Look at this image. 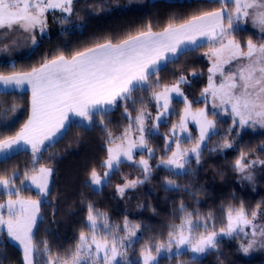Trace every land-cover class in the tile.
Segmentation results:
<instances>
[{"label":"snow or ice","instance_id":"obj_1","mask_svg":"<svg viewBox=\"0 0 264 264\" xmlns=\"http://www.w3.org/2000/svg\"><path fill=\"white\" fill-rule=\"evenodd\" d=\"M211 3L219 6L201 11L183 23L169 24L163 31L154 32L148 25L146 30L118 44L108 41L76 52L70 59L64 55L51 60L45 58L39 67L29 72L0 75V95L25 85L31 90L27 121L14 135L0 139V162L21 151H30V161L22 173L13 170L11 175H0V195L8 197L0 203V231L6 230L7 236L20 247L22 264H160L161 256L169 264L172 261L184 264L181 259L184 256H188L187 264H197L209 251L218 250L222 237H243L238 249L244 254L264 251V224L258 223L264 217V202L249 210L243 201L238 207L229 205L222 209L226 225L217 231L215 224L209 223L215 220L211 212L204 217L198 211H188L181 200L176 209L181 214L180 222L168 226L165 240L146 243L137 261L129 259L128 251L139 242L141 237L137 233L141 225L130 223L127 216L122 226L110 222L107 214L91 203L87 205L84 223L87 231H80L74 247L63 256L53 255L47 239L36 241L38 224L43 221L41 205L47 203L54 172L53 167L42 162L44 154L63 139L73 125L89 129L98 125L105 133L106 158L99 164L104 171L101 173L93 167L89 174L88 184L95 191L106 187L122 164L139 169L140 175L135 179L121 174L123 183L116 185V191L122 197L127 190L150 180L154 168H163L172 176L190 175L193 160L199 165L207 142L212 136L221 135L217 128L219 120L215 119L221 113L230 116L232 123L221 135L223 143L208 149L209 152L232 148L234 139L229 136L234 129L246 126L264 129V42L256 43L249 38L242 44L235 37L251 20L264 41V0H211ZM73 4L74 0H0V38L7 40L13 34H28L35 45V30L44 33L49 10L70 16L74 12ZM67 22L66 16L60 19L61 24ZM205 43L209 48L204 55L211 61L208 83L201 92L206 106L193 111V102L181 87L188 83L187 77L180 73L175 83L169 85L161 83L159 74L181 55ZM11 46V43H3L0 51H8ZM192 75L197 73L192 72ZM144 93L149 94L147 102ZM209 98L213 119H209ZM174 103L184 105L179 122L173 123L161 137L163 155L153 165L150 161L156 158L157 149L149 146V138L161 136V126L175 114ZM138 104L141 107H137ZM148 104L154 105V116ZM114 109H122L121 117L127 120L119 135L109 128L107 120ZM3 111L6 115L8 111L15 113L17 108L13 104ZM189 122L198 129L196 137L189 130ZM2 126L8 127L9 123L5 121ZM184 141L194 143L190 148H183ZM260 151H264V144ZM52 158L50 155L47 159ZM256 165L264 166V160L249 159L241 152L233 169L242 181L253 182ZM163 186L166 191L183 190L192 197L199 194L168 177ZM33 190L35 199L22 195Z\"/></svg>","mask_w":264,"mask_h":264},{"label":"trees","instance_id":"obj_2","mask_svg":"<svg viewBox=\"0 0 264 264\" xmlns=\"http://www.w3.org/2000/svg\"><path fill=\"white\" fill-rule=\"evenodd\" d=\"M101 4L103 5L96 3V0H74V12L81 15L76 19L78 22L60 29L59 21L53 22L49 18L50 24L54 26H51V32L38 38L37 43L25 55L11 63L0 61V74L27 71L41 64L45 58L50 60L59 55L70 57L76 52L108 41L115 44L146 30L148 25L156 31L166 28L169 24H180L193 15H199L201 11H211L219 6L212 4L211 0H147L142 8L124 9L114 8L112 0L101 1ZM241 32L251 34L246 28ZM255 37L261 38V35ZM203 48L204 46L198 47L195 51L181 55L178 61L168 64L159 74L162 84H173L176 77L183 73L188 79V83L182 85L183 90L195 107L203 105L199 96L208 80V63L203 55ZM192 72L197 75L193 76ZM143 95L147 102L149 94ZM13 104L16 105L17 111L7 112L13 115L7 120L9 126L3 127L2 123L6 121L3 108ZM181 105L174 103L175 114L168 118L166 125L161 126V136L149 138V146L157 149L156 158L150 161L153 165L163 155L164 141L161 137L178 119ZM137 107L141 105L138 104ZM27 109V91L10 90L7 95H0V132H3L0 139L12 136L18 131L26 118ZM148 110L152 114L156 111L153 104H148ZM121 112L122 109H114L107 117L110 121L109 128L115 135H119L127 125V120L122 119ZM209 114L211 115V112ZM215 119L219 120L217 128L223 135L231 122L230 118L218 116ZM221 135L212 136L207 142L199 165L193 160L190 175L172 176L163 168H154L150 180L136 189L127 190L122 197L116 191V185L123 183L121 174L135 179L140 175L139 169L124 163L106 187L95 191L88 184L89 174L93 167L103 172L99 164L106 158L105 133L98 125L90 129L73 125L67 135L44 154L45 159L42 162L53 167L54 172L50 178L51 191L47 203L41 205L40 215L43 221L38 224L36 241L47 239L53 255L63 256L66 250L74 247L80 231H87L84 223L87 205L91 203L95 209L106 213L110 222L122 226L127 216L130 223L141 225L137 233L141 238L128 251L129 259L137 261L138 253L146 243L150 240H165L168 226L180 222L181 214L176 209L181 200L188 206V211H198L204 217L211 212L215 219L219 216L222 218L223 206L238 207L241 201L249 210L255 208L258 203L264 202V171L253 182L241 181L237 178L238 173L234 171L233 164L241 152L249 159L264 160V151H260V146L264 144V129H234L229 136L234 139L232 148L209 152L208 149L223 143ZM50 155L53 158L49 161L47 158ZM30 158V151L12 155L10 159L0 162V175H11L13 170H20L22 173ZM165 177L189 187L190 191H198L199 194L192 197L183 190L166 191L163 186ZM17 185L19 186V181ZM22 195L36 197V192H23ZM6 198V195H0V202ZM243 239L220 238L218 250L209 251L197 264H264V257L242 256L238 244ZM181 259L187 264L188 256ZM0 264H22V252L8 239L5 230L0 231ZM160 264L169 262L161 256ZM171 264L178 262L172 261Z\"/></svg>","mask_w":264,"mask_h":264},{"label":"rangeland","instance_id":"obj_3","mask_svg":"<svg viewBox=\"0 0 264 264\" xmlns=\"http://www.w3.org/2000/svg\"><path fill=\"white\" fill-rule=\"evenodd\" d=\"M101 1H104V0H96V3H98V4H100V5H103V4H101ZM148 1H150V0H148ZM100 2V3H99ZM106 2V1H105ZM147 2V0H112V6L114 7V8H117V9H124V8H142L144 5H145V3ZM99 11V10H98ZM47 19L49 20V18L51 19V21H59V23H60V19L62 18V17H67L68 18V22L67 23H65V24H61L60 23V25H59V28L60 29H62V28H65V27H67V26H69V25H72V24H75L76 22H78V21H76V19L78 20V18L81 16L80 14H78V13H76V12H73V14L72 15H68L67 13H60L59 12V10H57V11H52V12H48L47 14ZM50 16V17H49ZM243 28H246L247 29V31L249 30L250 31V33L251 34H245V33H242L241 31H239V32H237V33H235V37H236V39L237 40H239L240 42H246L247 41V39H249V38H252L253 39V41L254 42H256V43H260V42H264V41H262L261 40V38H256L255 36L257 35V36H259V35H261V33H260V31H259V28H256V27H253V25H252V22H251V20H249L248 22H247V24H245V25H243L242 26ZM161 30V29H160ZM157 31V30H156ZM18 35H22V37L20 38L21 40H23L24 42H23V44H20V45H18V46H15V47H12L11 46V48L13 49V52H18V51H20V49H21V47H23L24 48V50H25V48H26V50L29 48V50L34 46L33 44H32V42H31V39L29 38V36H28V34H19V33H17ZM15 36H16V34H13L12 36H10L9 38H8V42L10 41V40H12V39H14L15 38ZM42 36V34L39 36V37H37L36 36V39H38V38H40ZM27 46V47H26ZM208 48H209V46L205 43L204 44V48H203V55H204V53L205 52H207L208 51ZM3 51H1V53H2ZM0 53V54H1ZM25 55V54H24ZM205 56V55H204ZM205 58H206V61H207V63H208V66H207V79H208V75H209V73H208V68L211 66V61L209 60V58L207 57V56H205ZM1 62H5V61H1ZM235 65V62H233V66ZM229 66L228 65H226L225 66V68L227 69ZM2 75V74H1ZM218 77H217V82H218ZM207 83H208V80H207ZM169 85H171V84H169ZM207 86V84L202 88V90L205 88ZM182 87V89H183V86H181ZM9 91H10V89H8ZM14 90V89H13ZM158 91V90H157ZM202 100H203V98L201 97V94H200V96H199ZM190 100V99H189ZM191 101V100H190ZM182 105H181V109H180V111H179V116H180V114H181V112H182V109H183V107H184V105H183V103H181ZM206 105H205V102L203 101V105L202 106H198V107H195V106H193L192 105V109H193V111H195V110H197V109H199V108H204ZM207 108H208V110H209V113L212 111V109H211V99L209 98V100H208V103H207ZM31 110V109H30ZM217 111H220L219 109H217ZM155 113H156V111L153 113V116L155 115ZM13 114H11V113H7L6 114V121L9 119V117H11ZM29 115H30V112H29ZM29 115H28V117H29ZM15 116V115H14ZM13 116V117H14ZM219 116H227V117H229L230 118V124H228L227 125V128H229L230 127V125H231V123H232V120H231V117L230 116H228V115H226V114H223V113H221ZM28 117H27V119H28ZM214 117H212L210 114H209V119H213ZM27 119H26V121H27ZM73 120H78V118H75V117H73L72 118ZM179 122V117H178V119L174 122V123H178ZM20 127H21V125H20ZM247 127V126H246ZM171 128V126L169 127V129ZM256 128H260L259 126H257ZM169 129H168V131H169ZM189 130L191 131V133H192V135H193V137H196L197 135H198V129H197V127H196V125L195 124H193V123H191V122H189ZM238 130H239V128H238ZM194 143V141H192V142H190V141H184L183 143H182V147L183 148H190V147H192V144ZM173 147H174V145H173ZM169 155H170V153H169ZM137 160L140 158L139 157V154H137ZM103 171H104V169H103ZM263 171H264V167H255L254 169H253V175H254V180L259 176V175H261L262 173H263ZM237 178L239 179V180H241L240 179V176H239V174H237ZM242 181V180H241ZM24 196V195H23ZM25 197H28V196H25ZM13 198H15V197H13ZM32 198H37V197H32ZM8 199V197L5 199V200H3L2 202H0V203H3V202H5L6 200ZM228 206H223L222 208L223 209H226ZM222 218L220 219V216H219V218L218 219H215L214 221H210L209 223L211 224V223H214L215 224V228H216V230L217 231H219V229L221 228V227H224L225 225H226V219H225V213L224 212H222ZM215 216V215H214ZM216 222V223H215ZM258 223H262V224H264V217L263 218H260L259 220H258ZM6 231V230H5ZM8 239L11 241V242H13L15 245H17L14 241H12L9 237H8ZM242 242V241H241ZM241 242H239V244L241 243ZM238 244V245H239ZM18 246V245H17ZM19 247V246H18ZM20 248V247H19ZM21 250V249H20ZM141 250V249H140ZM22 252V251H21ZM241 252V251H240ZM139 253H140V251H139ZM139 253H138V256H137V259L139 260L140 259V257H139ZM241 254H242V256H244V257H247V258H250V257H264V251H252V252H250L249 254H244L243 252H241Z\"/></svg>","mask_w":264,"mask_h":264},{"label":"crops","instance_id":"obj_4","mask_svg":"<svg viewBox=\"0 0 264 264\" xmlns=\"http://www.w3.org/2000/svg\"><path fill=\"white\" fill-rule=\"evenodd\" d=\"M52 11H57V10H49V12H52ZM51 24H50V22H49V20H48V25H47V28L45 29V31H44V33H42V36L43 35H47L49 32H51ZM54 26H52V28H53ZM164 29V28H163ZM163 29H161V30H157V31H154V32H160V31H163ZM37 37H39L40 35H41V33L39 32V30L37 29V30H35V33H34ZM136 35V34H135ZM134 36V35H133ZM22 37V35H18V34H16V36H15V38L14 39H12V40H10L9 42H8V39L7 40H5V39H3V38H0V46H2L3 45V43H11L12 44V47H15V46H18V45H20V44H23V40H21L20 38ZM128 39V38H127ZM126 40V39H125ZM12 41H14L15 43H12ZM122 42V41H121ZM118 43H120V42H118ZM118 43H115V44H118ZM103 44V43H102ZM27 47V46H26ZM93 47H95V46H93ZM93 47H90V48H93ZM88 49V48H87ZM86 50V49H85ZM85 50H83V51H85ZM29 51V48L26 50V48H25V50H24V48L23 47H21V49H20V51H18V52H13V49L10 47L9 48V50L8 51H3L2 53H1V51H0V61H5V62H8V63H11L13 60H15L16 58H19V57H21V56H23L24 54H26L27 52ZM80 52H82V51H80ZM73 56V55H72ZM72 56H70V57H66V58H68V59H70ZM52 59H54V58H52ZM51 60V59H50ZM43 63V62H42ZM41 63V64H42ZM41 64H39V65H37L36 67H39ZM32 69H29V70H27V71H22V72H29V71H31ZM12 74V73H11ZM11 74H7V75H11ZM1 75V74H0ZM16 90V91H18V92H21V91H27L28 92V109H27V115H26V118H25V120L23 121V123L21 124V126L26 122V119H27V117H28V115H29V112L31 111L30 109H31V90H30V88L27 86V85H25L22 89H16V88H11L10 90ZM7 91H9V90H7ZM19 129H20V127H19ZM18 129V130H19Z\"/></svg>","mask_w":264,"mask_h":264}]
</instances>
